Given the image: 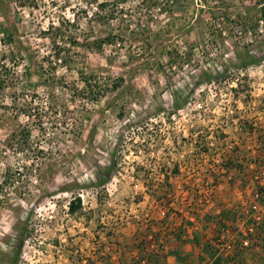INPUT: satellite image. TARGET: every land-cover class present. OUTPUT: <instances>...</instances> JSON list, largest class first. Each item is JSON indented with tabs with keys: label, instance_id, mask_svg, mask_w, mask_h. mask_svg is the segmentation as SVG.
<instances>
[{
	"label": "rangeland",
	"instance_id": "1",
	"mask_svg": "<svg viewBox=\"0 0 264 264\" xmlns=\"http://www.w3.org/2000/svg\"><path fill=\"white\" fill-rule=\"evenodd\" d=\"M260 12L0 0V264H264Z\"/></svg>",
	"mask_w": 264,
	"mask_h": 264
},
{
	"label": "trees",
	"instance_id": "2",
	"mask_svg": "<svg viewBox=\"0 0 264 264\" xmlns=\"http://www.w3.org/2000/svg\"><path fill=\"white\" fill-rule=\"evenodd\" d=\"M102 5V4H101ZM100 5V8H103V6ZM259 6H260V16L261 18L264 19V0H259ZM110 17V16H108ZM114 41L111 39L110 36H107L106 38H103L102 40H98L97 41V47L101 48L104 45H112ZM79 81H80V89H78L75 86H72L71 88V92L73 94L78 95L77 97H79L80 100H87V99H92L91 101H96L107 89V87H103L104 84L100 83L99 80H97L96 75L94 74H84V72H79ZM45 89H48V85H45ZM116 87V86H114ZM68 88V87H67ZM68 91L69 88L67 89ZM31 102V100H29V103ZM32 106L31 104H29V107L26 108H21L20 113L22 115H24L27 118H30L33 114H32ZM28 136L25 135V138ZM80 205V200L77 199V202H70L69 203V211L70 212H74L75 210L78 209Z\"/></svg>",
	"mask_w": 264,
	"mask_h": 264
},
{
	"label": "built area",
	"instance_id": "3",
	"mask_svg": "<svg viewBox=\"0 0 264 264\" xmlns=\"http://www.w3.org/2000/svg\"><path fill=\"white\" fill-rule=\"evenodd\" d=\"M255 197H257V194L255 195ZM252 209H253V213H252L253 219L258 220L259 219L258 218V210H257L256 206H253ZM239 243H240V247H242V248H247L250 245V242L247 239H243Z\"/></svg>",
	"mask_w": 264,
	"mask_h": 264
}]
</instances>
